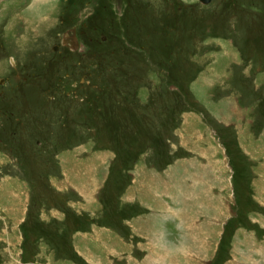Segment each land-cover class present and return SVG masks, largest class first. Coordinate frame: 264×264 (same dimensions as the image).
I'll use <instances>...</instances> for the list:
<instances>
[{
    "label": "rangeland",
    "instance_id": "1",
    "mask_svg": "<svg viewBox=\"0 0 264 264\" xmlns=\"http://www.w3.org/2000/svg\"><path fill=\"white\" fill-rule=\"evenodd\" d=\"M0 264H264V0H0Z\"/></svg>",
    "mask_w": 264,
    "mask_h": 264
},
{
    "label": "flooded vegetation",
    "instance_id": "2",
    "mask_svg": "<svg viewBox=\"0 0 264 264\" xmlns=\"http://www.w3.org/2000/svg\"><path fill=\"white\" fill-rule=\"evenodd\" d=\"M73 35H76L75 34V31L74 30H68L66 32V35L63 37V40L62 41H66L67 43H72L71 46H73L74 48H76L78 46V43L73 39H72V36ZM56 46V45H55Z\"/></svg>",
    "mask_w": 264,
    "mask_h": 264
},
{
    "label": "crops",
    "instance_id": "3",
    "mask_svg": "<svg viewBox=\"0 0 264 264\" xmlns=\"http://www.w3.org/2000/svg\"><path fill=\"white\" fill-rule=\"evenodd\" d=\"M151 189V188H150ZM163 189H164V191H167V188H165V186H163ZM80 190L84 193V194H87L86 193V190H84L83 188H80ZM133 196H138V194H133ZM133 196H131L130 194H128L127 196H126V202H129V201H131V199H133ZM136 230V229H135ZM114 240H116V238H114ZM162 240H165V239H163V237H162ZM186 240H190L189 238H187ZM191 241V240H190Z\"/></svg>",
    "mask_w": 264,
    "mask_h": 264
},
{
    "label": "water",
    "instance_id": "4",
    "mask_svg": "<svg viewBox=\"0 0 264 264\" xmlns=\"http://www.w3.org/2000/svg\"><path fill=\"white\" fill-rule=\"evenodd\" d=\"M201 1H202V2H204V1L207 2V1H209V0H201Z\"/></svg>",
    "mask_w": 264,
    "mask_h": 264
},
{
    "label": "bare ground",
    "instance_id": "5",
    "mask_svg": "<svg viewBox=\"0 0 264 264\" xmlns=\"http://www.w3.org/2000/svg\"><path fill=\"white\" fill-rule=\"evenodd\" d=\"M207 2H208V1H207ZM207 2L204 1L203 3H207Z\"/></svg>",
    "mask_w": 264,
    "mask_h": 264
}]
</instances>
